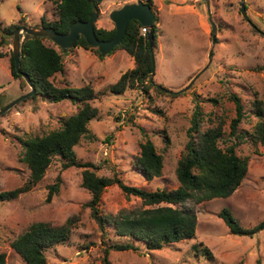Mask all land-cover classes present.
I'll list each match as a JSON object with an SVG mask.
<instances>
[{
  "label": "rangeland",
  "instance_id": "rangeland-1",
  "mask_svg": "<svg viewBox=\"0 0 264 264\" xmlns=\"http://www.w3.org/2000/svg\"><path fill=\"white\" fill-rule=\"evenodd\" d=\"M137 1L103 0L96 26L114 29L111 13ZM153 1L159 14L153 83L168 92H160L154 86L148 91L139 86L124 93L112 92L110 87L120 76L135 67L134 57L122 49L100 57L95 48L73 47L62 53L64 71L53 79L60 87L90 85L97 95L92 105L99 109V116L89 123L94 138L84 137L75 146L78 159L95 164L98 175L117 174L127 185L148 191L179 186L176 169L189 141L196 105L204 112L203 129L212 124L210 119L215 123L225 120L226 135L220 141L225 147L234 142L229 133L236 106L230 95L237 94L245 106L247 113L239 126L245 131H251L257 120L252 111L255 97L264 101V0H244L245 15L242 0ZM55 12L52 0H0L3 27L18 23L21 18L26 26L37 25L43 18L53 21ZM2 34L0 29V94L8 104L31 88H21L20 80L13 78V39L6 43ZM44 42L61 50L49 38ZM78 106L70 100L29 98L0 116V191L21 187L30 176V169L22 160L21 138L59 128L62 119L77 112ZM148 139L164 158L162 176L152 181L134 166L141 143ZM238 154L249 157V169L231 196L201 203L189 199L180 206L197 214L195 237L160 250H149L136 242L135 250L111 251L112 263L264 264V229L253 235L233 234L219 216L223 208H228L244 228H253L264 220V144L255 146L247 141L238 147ZM83 170L75 166L64 168L63 161L54 158L43 179L29 191L15 200L0 202V253L7 254V264H26L11 242L35 222L53 226L71 222L70 239L47 249L48 264H102L103 241H123L115 236L112 227L107 229V237L93 218L86 205L91 194L82 186ZM57 177H61L60 190L49 202V186L57 182ZM150 207L139 197H127L116 184L105 190L100 205L105 214L113 217L125 210Z\"/></svg>",
  "mask_w": 264,
  "mask_h": 264
},
{
  "label": "trees",
  "instance_id": "trees-1",
  "mask_svg": "<svg viewBox=\"0 0 264 264\" xmlns=\"http://www.w3.org/2000/svg\"><path fill=\"white\" fill-rule=\"evenodd\" d=\"M52 1L55 3L56 19L49 21L43 18L41 23L44 26L53 27L60 33H67L74 22L88 21L94 10L99 9L103 0ZM144 1L156 10L153 0ZM154 12L156 18L149 33H153L155 41L159 14L157 10ZM3 25L0 22L2 36L6 38V33L13 34L18 27L25 24L21 18L18 23L5 25V27ZM142 28L143 25L139 21H131L123 41L113 50H125L135 59V67L124 72L110 87L114 93H124L129 88L139 86L146 91L154 86L160 92H166L151 81L153 59L150 41L148 35L142 34ZM95 32L100 40H109L115 36L116 28L108 30L95 26ZM46 38L48 37L30 36L22 40L19 68H17L14 53L11 54V74L14 79L20 80V86L23 89L28 85L23 75L30 78L35 91L24 100L38 97H43L50 102L70 100L74 104L78 103V111L63 118L61 126L57 129H52L42 135L21 138L22 160L30 169V176L21 187L0 191V202L15 200L22 193L29 191L33 185L43 179L53 159L60 158L64 168L72 166L84 168L82 186L91 194V199L86 205L91 209L93 218L107 237V229L112 227L115 236L123 240L122 242L112 241V243L103 241L105 247L102 264H113L110 260V253L113 250L137 249L136 242L145 244L149 250H160L175 242L195 237L198 224L197 214L191 208L180 206L189 199H195L197 203H201L215 198H226L239 188L248 174L249 157L240 156L238 147L247 141L255 146L264 144V101L255 97L252 111L257 120L251 131H245L239 129L247 113L245 106L237 94L230 95L236 106V116L231 121L229 133L230 137H234V142L225 147L220 145V141L226 135L225 120L219 119L215 123L213 119H210L212 124H215L203 129L204 112L199 104L196 105L193 125L189 129V141L176 169L179 186L172 190L148 191L141 187L127 185L117 174L113 177L98 175L95 171L98 167L95 164L78 159L75 146L84 137L94 138L90 133L89 123L99 116V109L92 105L97 95L90 85L60 87L55 84L54 76L64 71L62 54L64 50L60 47L59 51L47 45L44 42ZM74 47L95 48L100 57L104 56L97 47L89 45L82 35ZM0 56L3 54L0 53ZM6 105L0 94V110ZM134 166L148 181L162 176L164 158L151 140L148 139L141 143ZM60 181L61 177H57V182L49 186L47 198L49 202L54 194L59 192ZM115 184L127 197H139L146 206L151 207L137 211L125 210L116 217L105 214L100 208L102 198L105 190ZM219 216L223 218L233 234L253 235L264 229V220L253 228L242 227L228 208H223ZM70 223L69 220L64 225L53 226L48 222H35L11 242V247L26 264H48L47 249L64 244L70 239L72 234ZM203 250L209 256L211 255L209 249ZM0 264H7L5 252L0 253ZM258 264L263 263L259 261Z\"/></svg>",
  "mask_w": 264,
  "mask_h": 264
},
{
  "label": "water",
  "instance_id": "water-1",
  "mask_svg": "<svg viewBox=\"0 0 264 264\" xmlns=\"http://www.w3.org/2000/svg\"><path fill=\"white\" fill-rule=\"evenodd\" d=\"M242 11L245 13L244 0L241 1ZM156 15L153 11L152 5L144 0H138L135 3H129L121 7L120 9L114 10L111 13V19L115 24L116 34L113 38L109 40H100L95 32V26L99 19V9H95L91 14L90 19L88 21H76L71 26L67 33H60L56 31L53 27L44 26L41 23L34 26H25L22 25L18 27L13 34H5L6 43H10L11 39H13V53L17 63V68H19V59L21 53V42L25 38H29L30 36L37 37H48L51 39L56 45L61 47L64 51H67L74 47L79 37L82 35L86 38V41L89 45L97 47L102 55L110 54L116 46H118L124 39L129 23L133 20L139 21L143 27H152L155 21ZM25 35L21 36L22 33ZM150 41V49L153 59V68L151 72V81L154 82L155 77V52H154V36L153 33H149L148 35ZM216 43V25L213 23V44ZM212 52L210 50V61L212 59ZM31 90L27 93L22 94L17 99L8 103L4 108L0 110V116L13 108L19 102L24 99L30 97L35 88L27 75H23ZM160 89L167 90L163 86H158ZM171 92V91H170Z\"/></svg>",
  "mask_w": 264,
  "mask_h": 264
},
{
  "label": "built area",
  "instance_id": "built-area-1",
  "mask_svg": "<svg viewBox=\"0 0 264 264\" xmlns=\"http://www.w3.org/2000/svg\"><path fill=\"white\" fill-rule=\"evenodd\" d=\"M141 32L143 35H148L150 32V27H143Z\"/></svg>",
  "mask_w": 264,
  "mask_h": 264
},
{
  "label": "flooded vegetation",
  "instance_id": "flooded-vegetation-1",
  "mask_svg": "<svg viewBox=\"0 0 264 264\" xmlns=\"http://www.w3.org/2000/svg\"><path fill=\"white\" fill-rule=\"evenodd\" d=\"M43 25V23H41Z\"/></svg>",
  "mask_w": 264,
  "mask_h": 264
}]
</instances>
